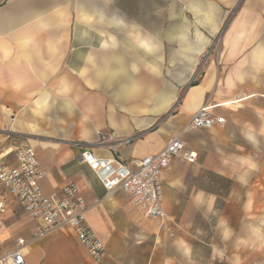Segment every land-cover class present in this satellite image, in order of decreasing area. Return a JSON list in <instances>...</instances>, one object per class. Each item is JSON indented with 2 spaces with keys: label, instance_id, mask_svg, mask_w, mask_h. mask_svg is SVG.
Instances as JSON below:
<instances>
[{
  "label": "crops",
  "instance_id": "0c3cea01",
  "mask_svg": "<svg viewBox=\"0 0 264 264\" xmlns=\"http://www.w3.org/2000/svg\"><path fill=\"white\" fill-rule=\"evenodd\" d=\"M161 1L0 0V154L14 164L15 146L30 145L46 194L76 184L106 255L94 262L69 228L30 241L33 218L1 185L0 253L22 238L27 264H264V0H171L168 20ZM237 5L221 69L178 85L176 62H190L187 79ZM204 104L224 123L184 129ZM99 130L139 133L119 149L126 162L177 133L197 152L161 173L164 217L146 218L130 194L107 196L77 161Z\"/></svg>",
  "mask_w": 264,
  "mask_h": 264
},
{
  "label": "built area",
  "instance_id": "2783aa9c",
  "mask_svg": "<svg viewBox=\"0 0 264 264\" xmlns=\"http://www.w3.org/2000/svg\"><path fill=\"white\" fill-rule=\"evenodd\" d=\"M211 106L204 104L187 121L186 130L210 129L220 118L210 114ZM139 136H117L112 131L99 130L90 147L81 150L77 161L94 173L107 196L123 192L132 196L133 204L149 219L165 216L161 198V173L172 158L180 157L194 162L197 152L186 147L177 133L170 137L161 151L126 162L119 149ZM15 163L9 164L0 154V185L34 220L30 241L49 233L71 229L94 262L100 263L106 255L102 240L87 222L88 206L74 183L64 185L59 193L43 192L40 180L44 176L34 149L18 144L12 150ZM196 152L195 156L191 153ZM6 199L0 196V216L6 212ZM21 241L24 243L21 244ZM22 238L14 246L0 253V264H27Z\"/></svg>",
  "mask_w": 264,
  "mask_h": 264
},
{
  "label": "rangeland",
  "instance_id": "374dc122",
  "mask_svg": "<svg viewBox=\"0 0 264 264\" xmlns=\"http://www.w3.org/2000/svg\"><path fill=\"white\" fill-rule=\"evenodd\" d=\"M161 6L163 10V18L168 20L169 16H174L176 14V8L177 6L173 3L171 0H162L161 1ZM237 6H235L232 10L228 12V15L226 17V20L224 21V26L223 28L218 32V34L215 36L214 41L212 44H210L205 52L199 57L198 60H195L192 63V73L191 75L186 79L182 74L184 72L185 66H187L190 62H185V61H177L176 68H177V83L178 85L183 83V87L186 88L188 85L196 82L198 79L201 78V76L207 71V69L210 66H215L217 69L222 67L221 66V61L218 60V55L222 51V45H221V35L225 31L226 25H228L231 21L232 18L235 14V11L237 10ZM167 64L168 62H162V67L166 68L167 71ZM221 69V68H220ZM172 79V78H171ZM186 79V80H185ZM169 77L165 76L162 78V82L168 83ZM180 90V89H179ZM181 90H183L181 88ZM182 93L180 92L176 101L173 102V104L170 106L169 110L164 114V116L169 115L170 113H173L175 108L180 102ZM8 130V129H6ZM7 132V131H5ZM15 209H18L19 207H14ZM9 215V214H8ZM23 211L21 209L15 211V216H10L7 219V223L12 224L15 220H19L22 218Z\"/></svg>",
  "mask_w": 264,
  "mask_h": 264
},
{
  "label": "snow or ice",
  "instance_id": "6c2138e0",
  "mask_svg": "<svg viewBox=\"0 0 264 264\" xmlns=\"http://www.w3.org/2000/svg\"><path fill=\"white\" fill-rule=\"evenodd\" d=\"M224 119H225V117H224L223 115H221V117H220V122H221V123H224ZM191 155H192V156H195V155H196V152H192ZM27 226H28V225H24V227H27ZM17 227H20V226L18 225ZM23 243H24V242L21 241V244H23Z\"/></svg>",
  "mask_w": 264,
  "mask_h": 264
}]
</instances>
